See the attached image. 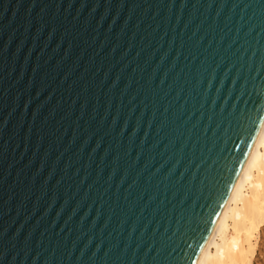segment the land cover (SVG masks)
Here are the masks:
<instances>
[{"label": "water", "instance_id": "95a60500", "mask_svg": "<svg viewBox=\"0 0 264 264\" xmlns=\"http://www.w3.org/2000/svg\"><path fill=\"white\" fill-rule=\"evenodd\" d=\"M264 120V0H0V264H196Z\"/></svg>", "mask_w": 264, "mask_h": 264}, {"label": "bare ground", "instance_id": "6f19581e", "mask_svg": "<svg viewBox=\"0 0 264 264\" xmlns=\"http://www.w3.org/2000/svg\"><path fill=\"white\" fill-rule=\"evenodd\" d=\"M264 228V120L196 264H254Z\"/></svg>", "mask_w": 264, "mask_h": 264}, {"label": "rangeland", "instance_id": "374dc122", "mask_svg": "<svg viewBox=\"0 0 264 264\" xmlns=\"http://www.w3.org/2000/svg\"><path fill=\"white\" fill-rule=\"evenodd\" d=\"M254 264H264V228L260 232Z\"/></svg>", "mask_w": 264, "mask_h": 264}]
</instances>
